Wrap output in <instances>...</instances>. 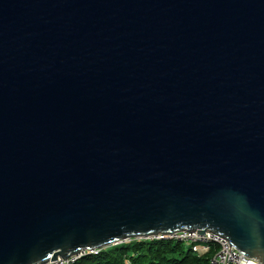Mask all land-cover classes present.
<instances>
[{
	"label": "water",
	"instance_id": "obj_1",
	"mask_svg": "<svg viewBox=\"0 0 264 264\" xmlns=\"http://www.w3.org/2000/svg\"><path fill=\"white\" fill-rule=\"evenodd\" d=\"M185 230L264 264V0H0V264Z\"/></svg>",
	"mask_w": 264,
	"mask_h": 264
},
{
	"label": "trees",
	"instance_id": "obj_2",
	"mask_svg": "<svg viewBox=\"0 0 264 264\" xmlns=\"http://www.w3.org/2000/svg\"><path fill=\"white\" fill-rule=\"evenodd\" d=\"M215 254V248L198 254L175 241L131 239L129 243L112 245L100 255H89L76 264H210Z\"/></svg>",
	"mask_w": 264,
	"mask_h": 264
},
{
	"label": "built area",
	"instance_id": "obj_3",
	"mask_svg": "<svg viewBox=\"0 0 264 264\" xmlns=\"http://www.w3.org/2000/svg\"><path fill=\"white\" fill-rule=\"evenodd\" d=\"M154 240H169L178 243H183L193 250L195 253H208L215 248L216 254L210 261V264H260L250 258H247L240 253L229 240L224 239L223 236L207 231L205 235H201L198 231H180L173 235H159L152 238ZM131 239L120 243H129ZM118 243V244H120ZM101 249L83 250L79 254L74 255L68 259L58 258L57 261L48 264H76L79 260L89 256L98 255Z\"/></svg>",
	"mask_w": 264,
	"mask_h": 264
},
{
	"label": "rangeland",
	"instance_id": "obj_4",
	"mask_svg": "<svg viewBox=\"0 0 264 264\" xmlns=\"http://www.w3.org/2000/svg\"><path fill=\"white\" fill-rule=\"evenodd\" d=\"M147 240H154V239H152V238H149V239H147ZM158 241H160V240H158ZM120 244H122V243H120ZM117 245V244H116ZM102 251L104 250V249H101ZM101 251V252H102ZM98 255H100V254H98ZM98 255H94V256H98Z\"/></svg>",
	"mask_w": 264,
	"mask_h": 264
}]
</instances>
